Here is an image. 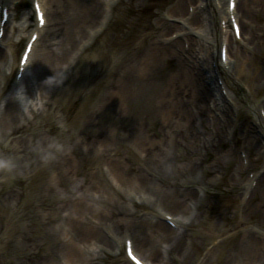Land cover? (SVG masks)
Masks as SVG:
<instances>
[{
    "label": "bare ground",
    "instance_id": "obj_1",
    "mask_svg": "<svg viewBox=\"0 0 264 264\" xmlns=\"http://www.w3.org/2000/svg\"><path fill=\"white\" fill-rule=\"evenodd\" d=\"M15 1L0 0L2 8H9L8 21L14 16L11 9L16 5ZM38 1L45 12V25L39 27L38 22L35 25L32 21L33 14L28 11L26 21L20 24L17 37L20 42L23 38L22 31L28 30L29 38L34 32H38L37 40L46 39L42 48L43 54L38 60L40 65L47 56H54L49 37L51 31L45 33L51 23L59 24V18L70 16L74 34L80 35L83 28H87L86 24L95 20L101 13L103 6L106 5L108 10H111L115 3L112 0H101V5L97 3L98 0ZM104 1L106 3L103 5ZM190 1L192 0H177L170 8L169 16L183 23L184 28H180V31H184L179 37L170 36L172 30L177 29V25L171 24L168 18L161 17L154 25V32L141 54L121 56L118 89L114 94L117 115L128 114L127 108L134 97L132 88L136 82H142L145 87L152 72L157 66H161L164 60H175L178 65L173 87L181 88L182 97L171 105L165 100L157 103L154 114L162 119L163 129L166 127L165 132H168L158 142L151 141L143 132H139L143 130V121L129 127V132H133L132 137L146 148L141 169L134 170L119 159L110 161L112 174L119 176L125 183H130L128 185H134V188L131 186L133 191L145 195L153 208L160 207L163 211L155 209L156 211L144 217L136 212H124V222L118 220L116 225L126 226L130 236L113 238L109 247L117 257L121 242L125 244L126 240L131 238L135 251L147 264H157L163 253L167 254L164 264H264V58L255 63V59L251 60L248 56V53L254 56L258 52H264V0H236L233 12L229 9V0L219 3L214 0H194L198 6L193 12L189 8ZM232 13L240 20L241 40L244 41L240 45L244 48L236 50L234 43L237 38L234 32L231 34L228 29L216 23V17L230 19ZM5 28L0 38V92L4 89L3 83L6 85L8 73L15 69L14 56L18 43L12 42L13 33H16L17 29L14 27L11 35L10 27ZM68 30L66 34L74 36L73 30L71 34ZM210 30L212 35L208 34ZM203 39L207 43L206 49L202 43ZM217 41H220L219 60L214 50ZM222 44H227L228 48L226 61L221 59ZM4 45H8V49H5ZM68 53L69 48L64 42V48L57 59L66 60ZM203 68L208 69L206 74L202 72ZM32 71L29 59L23 77L15 81L16 87L22 89L24 82L33 81L35 76ZM39 71L38 68L36 79ZM227 72L232 73L236 81L247 87L248 96L245 101L236 91L233 95L225 92L227 87L230 88L224 75ZM220 79L224 81L221 83ZM44 82L47 87H52L50 92L44 91L39 97L35 95L40 100L53 95L55 78L52 71L47 69ZM29 95L34 96L30 93ZM33 104L34 106L30 104L29 108L34 117L38 114L34 107H38L39 102ZM1 111L0 141L6 142L9 137H14L15 162L20 166L28 159L40 168L48 170L49 176L38 194L36 204L39 207L50 206L51 209L48 219L42 223L46 225V230L40 227L38 219L42 216L38 213L34 218L35 223H39L35 225V233H31L32 230H29L27 225L20 230L17 244H12L14 248L7 251V264H101L89 260L80 244L87 241V235L91 232L86 221H77L83 203L74 206L66 223L77 237L84 236V241L80 238L79 241L58 240V229L53 224L55 206L52 205L55 190V176L52 171L56 161V143L41 129L33 135L24 133V124L30 123L32 116L24 112L15 95L5 97ZM99 125L103 128L100 122ZM82 143H85L89 151L91 145L93 146L86 140ZM144 143H154L156 146ZM168 146L175 147L180 154L169 153ZM77 150L83 152L74 146L71 152L63 153L61 159L72 161V152L77 153ZM242 152L245 153L246 162L240 154ZM179 158L182 163L177 166L176 161ZM48 162L49 166H46L45 163ZM169 167L172 169L170 176L173 181L162 185L158 180L161 177L166 179ZM250 172H254L253 179L256 184L250 182ZM98 179L97 175H92L93 181L101 183ZM221 184L226 185V192L238 195L235 205L230 206L222 202L217 190ZM5 189L3 188V199H6V193L11 191L10 189L6 192ZM242 193H250L249 198H241ZM167 209L176 213L172 217L176 224L174 227L167 219V214H170L164 211ZM122 211V207L117 208L118 213ZM252 220L257 221V227H249ZM30 221L32 223V220ZM37 232L53 244L52 247H47V254L41 253L43 245ZM96 232L94 230L92 234L94 239L105 240L102 234ZM142 249L150 250L151 255L147 257L146 250ZM15 253H18L16 259ZM102 254L105 255V252ZM158 256L160 258H157ZM126 264L134 263L126 261Z\"/></svg>",
    "mask_w": 264,
    "mask_h": 264
},
{
    "label": "rangeland",
    "instance_id": "obj_2",
    "mask_svg": "<svg viewBox=\"0 0 264 264\" xmlns=\"http://www.w3.org/2000/svg\"><path fill=\"white\" fill-rule=\"evenodd\" d=\"M100 1L98 0L97 3L100 4ZM112 1L115 3L111 10H108L106 5L103 6L101 13L97 15L95 20L86 24L87 28L84 27L80 35L74 34L75 30L71 26L70 16L59 18V24L52 25L51 23L49 28L45 29V33L48 30L51 31L49 37L54 49V56H47L42 61V65L39 64L38 60L43 54L42 48L46 39L39 40L30 63L35 77L33 81L28 80L24 83L21 92L24 106L17 101L24 112L32 116L31 122L24 124L26 128L24 133L33 135L38 129H41L57 146L56 161L52 171L55 176L52 205L55 206L53 224L58 229V240L76 241L80 238L84 241L82 239L84 236L77 237L69 230L66 223L74 206L83 203V209L78 214L77 221L84 220L89 226L88 230L91 228V232L87 235V241L80 243L82 250L87 254L86 257L95 263L126 264L123 242H121V251L119 250L117 257L113 255L109 247L113 238L118 236L124 238L128 235L127 231L129 230L126 226L118 227L116 222L118 220L124 222V212H136L139 216L144 217L148 213L154 212V208L148 198H145V195L133 191L131 186L134 188V185H128L130 183H125L119 176L112 174L109 167L111 166L110 161L119 159L134 170L141 169L144 164L146 148L132 137L133 132H129V127L138 121H143V130H139V132H143L151 141L158 142L168 132H165L166 127L163 129L162 119L154 114L156 105L159 101L164 100L169 105L174 101H180L182 91L180 87H173L175 70L178 68L176 61L164 60L162 65L157 66L152 72L149 77L150 81L145 87L142 82H136L135 87L132 88L134 97L131 105L127 108L128 114L126 116L117 115V102H115L114 94L118 89L121 56L123 54L130 56L132 53L141 54L146 49L148 39L154 32V25L161 20V17L168 18L171 24L177 25V29L172 30L173 33L180 34L184 30L180 31V28L183 29L180 20L169 16L170 8L177 0ZM104 3L106 2L104 1L102 4L104 5ZM190 4L191 9L197 7L194 0L190 1ZM28 11L33 12L32 0H17L14 16L7 25L10 27L11 35L13 28L17 29V32L13 33L14 37H17L20 32V24L26 21ZM220 19L217 17L216 23L220 24ZM32 21H34V15ZM67 29H69L70 34L73 30L72 35L74 36L70 37L66 34L68 33ZM24 31H22L21 42H18L16 46L14 56L16 60L27 40L28 30ZM215 32L217 31L215 30ZM208 34L212 35L213 32L210 30ZM49 37L47 36V38ZM195 37L197 38V36ZM64 42L69 48V53L66 60H59L57 58L64 48ZM242 42L244 41L238 40L234 43V50L244 48V46H240ZM202 43L206 49L207 45L204 39ZM4 48L8 49V45H4ZM215 48H218L215 51L217 60H219L218 43L215 44ZM234 53L233 56L235 57ZM209 55L212 56L210 52ZM193 56L195 59L196 54L194 53ZM248 56L251 60L255 59L254 62L257 63L264 58V52H258L254 56L248 53ZM38 68L40 71L38 79H36ZM47 69L53 72L55 78L53 89H55L52 96L40 100L35 95L37 94L39 97L44 91L50 92L49 89L52 87H47V83L44 82ZM227 77L231 86L229 93L234 94L233 92L236 91L245 101L248 96L247 87L236 81L230 74ZM14 78V73H8L6 85L3 83L4 89L0 92V113H2L3 108L2 100L12 90ZM14 91L13 94L15 95ZM29 93L34 96L30 97ZM32 102H39L38 107H34L38 112L34 117L31 108H29ZM39 107L40 109H38ZM99 122L103 128H100ZM83 140L93 144L90 151L87 150L85 143H82ZM0 142V264H7V251L14 248L12 244H17L20 230L25 225L28 226L29 230H32L31 233L35 229L37 230L35 225L39 223H41L42 230L47 228L42 223L49 217L50 206L39 207L36 202L42 186L47 181L49 172L46 168H40L28 159L19 166L15 162L16 143L13 136L9 137L6 142ZM74 146L83 152L79 150L77 153L72 152V161L62 160L61 155L71 152ZM167 149H169V153L174 155L180 154L175 147L168 146ZM242 156L244 157L243 152ZM181 163L179 158L176 165L180 166ZM45 165L49 166V162ZM171 170V167L167 168L166 179L161 177L158 180L159 183L168 185L173 181L172 176H170ZM132 173L134 174L135 171ZM253 174L254 172H250V175ZM92 175H97L101 183L96 180L93 181ZM3 188H6V192L11 189L10 192L6 193V199H3ZM217 190L224 204L230 206L236 204L238 195L234 192H226L225 184H221ZM240 197L246 196L243 193ZM140 198L143 199V202ZM121 207L123 211L118 213L117 208ZM167 212L176 214L170 209H167ZM37 213L42 216L38 219L39 223H35L34 220ZM249 227H257V221L252 220ZM94 230L97 231L96 233L102 234L105 240L94 239L92 237ZM39 234L37 232L38 236H40ZM40 237L43 245L41 253L47 254V247H52L53 244L43 235ZM193 249L195 252L196 245ZM142 250H146L147 257L151 255L150 250ZM102 252H105V255ZM17 255L18 253H15V259ZM166 256V253H163L161 258L158 256L157 258L160 259L157 260V264H164L167 260ZM162 258H164V262H162Z\"/></svg>",
    "mask_w": 264,
    "mask_h": 264
},
{
    "label": "clouds",
    "instance_id": "obj_3",
    "mask_svg": "<svg viewBox=\"0 0 264 264\" xmlns=\"http://www.w3.org/2000/svg\"><path fill=\"white\" fill-rule=\"evenodd\" d=\"M21 35H23V33H21ZM18 39H19V37H14L12 42H13V43L18 42ZM21 91H22V90L19 88V89L16 91L15 96H16L17 100L21 103V105L24 106V100H23V98L21 97Z\"/></svg>",
    "mask_w": 264,
    "mask_h": 264
},
{
    "label": "snow or ice",
    "instance_id": "obj_4",
    "mask_svg": "<svg viewBox=\"0 0 264 264\" xmlns=\"http://www.w3.org/2000/svg\"><path fill=\"white\" fill-rule=\"evenodd\" d=\"M232 8L234 9L235 8V0H232ZM37 7L39 8V5H37ZM41 22L44 23V16H43V13L41 12Z\"/></svg>",
    "mask_w": 264,
    "mask_h": 264
}]
</instances>
